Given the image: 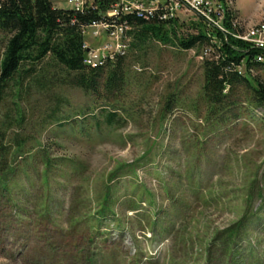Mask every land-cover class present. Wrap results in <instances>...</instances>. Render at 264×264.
Segmentation results:
<instances>
[{
  "label": "rangeland",
  "instance_id": "rangeland-1",
  "mask_svg": "<svg viewBox=\"0 0 264 264\" xmlns=\"http://www.w3.org/2000/svg\"><path fill=\"white\" fill-rule=\"evenodd\" d=\"M224 1L239 37L264 28V0ZM178 19L181 35L206 26L185 11ZM84 37L92 49L113 41L103 30ZM204 57L154 41L127 49L124 86L110 96L71 85L51 64L50 94L5 99L0 131L27 142L16 157L13 134L6 143L18 168L0 264H264V111L246 87L211 109ZM251 76L264 81V67Z\"/></svg>",
  "mask_w": 264,
  "mask_h": 264
},
{
  "label": "trees",
  "instance_id": "trees-1",
  "mask_svg": "<svg viewBox=\"0 0 264 264\" xmlns=\"http://www.w3.org/2000/svg\"><path fill=\"white\" fill-rule=\"evenodd\" d=\"M219 2L226 11L223 30L205 24L202 28L196 26V34L181 35L179 19H164L162 11L151 16L121 12L110 16L116 0H90L81 11L57 8L51 0H0V110L9 95L23 101L28 92L36 88L43 94H50L58 85L48 77V69L53 64L71 76V85L86 92L101 95L104 91V96H110L123 88L127 51L113 59L107 57L103 65L97 67L85 63L88 52L84 47V29L94 22H105L112 27H124L131 51L145 50L154 41L181 51L203 49L206 57L202 62V92L214 111L228 108L227 99L240 87L250 89L253 103L264 111V81L249 74L250 69L256 71L264 67V62L258 60L264 52L234 36L244 32L234 22L225 1ZM240 66L245 67L246 75L239 72ZM106 122L114 125L116 115L108 113ZM18 132L25 134V131ZM12 134V131H0L1 232L5 229L2 227L4 207L13 203L6 194L17 180L18 167L9 160L12 147L16 150L14 157L21 156L27 142L23 135L13 134V145L9 148L6 143ZM109 198L110 195L106 196L105 202ZM97 217L108 218L107 209ZM240 230L239 227L230 229L227 238H239ZM228 256L230 263L234 254Z\"/></svg>",
  "mask_w": 264,
  "mask_h": 264
},
{
  "label": "built area",
  "instance_id": "built-area-1",
  "mask_svg": "<svg viewBox=\"0 0 264 264\" xmlns=\"http://www.w3.org/2000/svg\"><path fill=\"white\" fill-rule=\"evenodd\" d=\"M66 1L69 8L80 11L90 3V0ZM157 11L163 12L164 19L178 18L179 14L185 11L194 14L208 26H214L220 30L224 29L223 21L226 11L221 3L212 0H116V4L109 15L114 16L121 12L123 14L136 13L141 16H151ZM88 29L93 31L94 37H98L103 30L113 40L99 49H92L85 43L84 47L88 52L85 63L88 66H99L100 59H107V54L125 55L128 45L123 26L112 27L105 22H94L84 29V34ZM234 36L264 52V28L259 32H248V37ZM259 57L264 58L262 55ZM254 73V69L249 70V74Z\"/></svg>",
  "mask_w": 264,
  "mask_h": 264
},
{
  "label": "bare ground",
  "instance_id": "bare-ground-1",
  "mask_svg": "<svg viewBox=\"0 0 264 264\" xmlns=\"http://www.w3.org/2000/svg\"><path fill=\"white\" fill-rule=\"evenodd\" d=\"M239 35H240V34H237V36H239ZM107 57H110V56L107 55ZM111 58H112V57H111ZM113 58H114V57H113ZM113 58H112V59H113ZM104 60H105V59H100V61H99V65H103ZM258 60H259V61H263V58L260 57V58H258Z\"/></svg>",
  "mask_w": 264,
  "mask_h": 264
}]
</instances>
